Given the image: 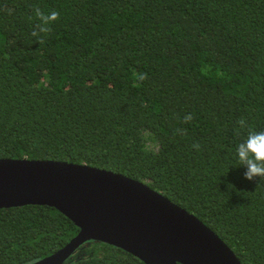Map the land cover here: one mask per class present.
I'll return each mask as SVG.
<instances>
[{
	"label": "trees",
	"instance_id": "1",
	"mask_svg": "<svg viewBox=\"0 0 264 264\" xmlns=\"http://www.w3.org/2000/svg\"><path fill=\"white\" fill-rule=\"evenodd\" d=\"M36 6L59 13L37 30L43 43ZM241 118L264 130V0H0V158L144 182L241 264H264V177L245 179L235 157ZM78 232L54 207L0 208V264L37 261ZM63 264L145 263L90 240Z\"/></svg>",
	"mask_w": 264,
	"mask_h": 264
},
{
	"label": "water",
	"instance_id": "2",
	"mask_svg": "<svg viewBox=\"0 0 264 264\" xmlns=\"http://www.w3.org/2000/svg\"><path fill=\"white\" fill-rule=\"evenodd\" d=\"M54 207L79 232L29 264H63L83 243L119 247L145 264H241L193 213L146 183L86 164L0 158V208Z\"/></svg>",
	"mask_w": 264,
	"mask_h": 264
},
{
	"label": "clouds",
	"instance_id": "3",
	"mask_svg": "<svg viewBox=\"0 0 264 264\" xmlns=\"http://www.w3.org/2000/svg\"><path fill=\"white\" fill-rule=\"evenodd\" d=\"M33 15L37 23L33 26L32 36L37 37V43H43V37L37 34V30L39 33L47 35L51 31V25L58 20L59 13L54 10L46 13L36 6L33 8ZM137 79L142 82L147 79V74H138ZM191 119L192 116L189 114L185 117V122ZM236 123L237 135L242 130H246L247 133L243 141L238 143L235 148V157L239 165L247 169L244 178L252 180L254 177H264V130L255 131L244 118L239 119ZM177 131L183 134V130L178 129ZM193 147L199 149L198 144H194Z\"/></svg>",
	"mask_w": 264,
	"mask_h": 264
}]
</instances>
